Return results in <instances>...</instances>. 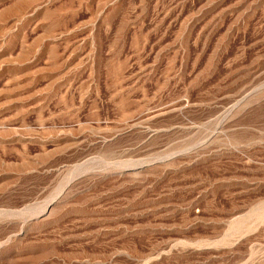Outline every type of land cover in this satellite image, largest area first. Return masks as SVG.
<instances>
[{
  "label": "rangeland",
  "instance_id": "1",
  "mask_svg": "<svg viewBox=\"0 0 264 264\" xmlns=\"http://www.w3.org/2000/svg\"><path fill=\"white\" fill-rule=\"evenodd\" d=\"M0 264H264V0H0Z\"/></svg>",
  "mask_w": 264,
  "mask_h": 264
}]
</instances>
